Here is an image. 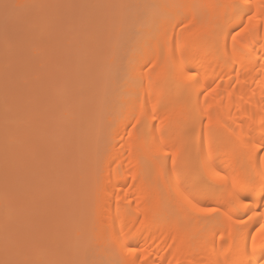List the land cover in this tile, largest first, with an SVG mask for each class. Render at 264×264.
<instances>
[{"label":"bare ground","instance_id":"bare-ground-1","mask_svg":"<svg viewBox=\"0 0 264 264\" xmlns=\"http://www.w3.org/2000/svg\"><path fill=\"white\" fill-rule=\"evenodd\" d=\"M159 1L219 7L173 9L159 17L150 12L156 17V29L147 32L151 39L133 62L131 80L124 83L136 98V109L131 111L126 102L128 108L106 147L96 189L89 178L96 166L90 164V170L87 164L89 170H82L89 181L84 189L81 184L88 198L83 199L86 209L82 212H87L84 218L91 224L83 227L87 236L103 229L109 240L118 237L122 244L137 249L134 255L127 248L117 249L120 257L115 261L120 264H212L217 260L223 264L245 249L251 259L264 264V234L257 235L255 252L252 245V236L264 225V163L253 159L254 154L264 155L256 151L264 143V0ZM193 15L197 21L203 17L210 28L219 18L220 27L203 39L193 35L195 27L184 31L175 27L180 20L191 21ZM245 25L248 30L241 32L234 45L232 34ZM163 49L160 61L158 53ZM142 66L148 70L142 72ZM145 78L147 86L139 88ZM170 86L162 100L160 94ZM182 140L187 141L185 158L173 171L171 157L165 153L175 152ZM144 159L149 161L147 168L141 164ZM205 164L225 179L205 174ZM158 173H163L160 185L170 205L161 212L154 180ZM234 176L245 182L235 190ZM88 183L95 193L87 189ZM193 183L198 186L191 192ZM180 191L191 201L184 209L176 207ZM207 206L219 210L209 219L197 211ZM184 233L194 239H178L175 247H169L172 237ZM67 235L63 236L68 241Z\"/></svg>","mask_w":264,"mask_h":264},{"label":"rangeland","instance_id":"rangeland-1","mask_svg":"<svg viewBox=\"0 0 264 264\" xmlns=\"http://www.w3.org/2000/svg\"><path fill=\"white\" fill-rule=\"evenodd\" d=\"M139 2L161 3L0 0V259L6 238L14 240L18 229L59 234L66 241L69 234L79 247L78 258H85L95 233L87 236L85 229L90 223L82 212L83 199L88 198L81 184L84 189L89 181L83 171L96 166L91 171L96 180L89 177L96 189L112 133L127 104L131 111L136 109V98L126 84L151 39L147 32L156 29V17L148 13L140 19L135 8L70 5ZM16 4L38 6L12 7ZM152 13L162 15L160 10ZM164 54L165 49L158 53L160 61ZM146 68L142 66V72ZM148 81L143 79L138 87H146ZM170 88L163 89L162 100ZM148 163L144 159L141 164L147 168ZM90 186L86 188L95 193ZM197 186L193 183L190 191ZM54 255L61 258L60 253ZM101 255L113 261L120 257L110 246Z\"/></svg>","mask_w":264,"mask_h":264},{"label":"snow or ice","instance_id":"snow-or-ice-1","mask_svg":"<svg viewBox=\"0 0 264 264\" xmlns=\"http://www.w3.org/2000/svg\"><path fill=\"white\" fill-rule=\"evenodd\" d=\"M38 5H24L16 4L12 5L15 8H26V7H36ZM75 7H117L122 10L129 8H135L140 19H144L145 16L157 10L167 12L168 10L173 9H215L219 5H209V4H175V3H138L135 5L128 4H117V5H98V4H89V5H70ZM5 8L10 7V5L5 4ZM254 17H249L251 21ZM175 27H179L181 31L189 29L190 27H195L196 31L193 33L199 39L207 38L214 34V29L219 28V18H216V23L210 28L204 21V18L201 17L200 20H196L195 15L193 19L188 23H184V20H180ZM247 25L241 31L232 34V41L235 45L237 37L241 35V32L247 31ZM235 51V48H234ZM188 79H193L192 76H189ZM206 95V93H205ZM139 123V121H137ZM209 125H211V120H209ZM136 127V125H133ZM131 136V134H130ZM255 147V146H254ZM187 151V141L182 140L180 146L177 147L175 152L165 153V156H170L173 164V171L176 170L178 163H182L185 154ZM257 152L264 151V143H261ZM212 153V148L209 146V155ZM258 158L261 163H264V155L256 156L254 154L253 159ZM203 171L205 174H214L217 179L224 180L225 177L220 175L218 172L212 173L211 168L205 164ZM163 173H158L154 176L155 188H156V198H157V211H165L170 206L169 201L165 198L163 188L160 185V179ZM137 177L133 176V180H136ZM233 189L235 190L237 184H243L239 180L238 176H234L233 180ZM261 194L264 195V184L261 185ZM238 194V193H237ZM232 193H229V202H231ZM176 207L184 209L186 206L191 205V201L184 194V192H178L177 197H175ZM175 211V207L172 208ZM197 211L204 213L205 215H211L216 213L219 210L214 207L209 208H199ZM6 230H10L7 229ZM258 234H264V225H261L257 229V234L252 236V245L253 252L256 249V240ZM223 237H221L222 239ZM264 239V236L261 237ZM173 243L169 247H175L178 239H182L187 242H191L194 237L190 233H184L182 237H172ZM106 246H110L113 250L120 249L123 251L127 248L129 255H134L137 249L130 248L125 244H122L118 237L108 239L106 233L103 229L98 230L94 236L90 239L87 248L85 249V258H78L79 248L77 245H74L65 239H63L59 234L54 236H46L42 233H27L22 230H16L15 239L10 241L6 238L4 247H3V258L0 259V264H120L119 261L107 260L104 259L101 253L106 250ZM141 253L143 249L139 250ZM55 253H60L61 258H56ZM92 257V258H88ZM141 260L144 257L141 255ZM212 264H221L219 260L212 262ZM223 264H258V261H254L250 258L247 249L243 250L239 254L230 256Z\"/></svg>","mask_w":264,"mask_h":264}]
</instances>
